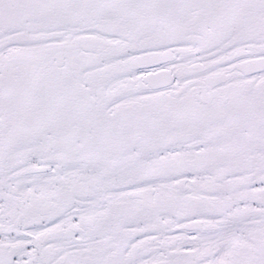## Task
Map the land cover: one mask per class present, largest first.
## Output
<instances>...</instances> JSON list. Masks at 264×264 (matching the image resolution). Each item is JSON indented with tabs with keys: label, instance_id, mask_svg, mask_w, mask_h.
Masks as SVG:
<instances>
[{
	"label": "snow or ice",
	"instance_id": "6c2138e0",
	"mask_svg": "<svg viewBox=\"0 0 264 264\" xmlns=\"http://www.w3.org/2000/svg\"><path fill=\"white\" fill-rule=\"evenodd\" d=\"M0 264H264V0H0Z\"/></svg>",
	"mask_w": 264,
	"mask_h": 264
}]
</instances>
